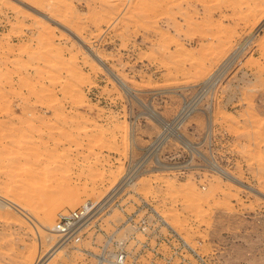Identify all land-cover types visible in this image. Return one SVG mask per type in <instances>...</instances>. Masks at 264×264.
<instances>
[{"label":"rangeland","instance_id":"374dc122","mask_svg":"<svg viewBox=\"0 0 264 264\" xmlns=\"http://www.w3.org/2000/svg\"><path fill=\"white\" fill-rule=\"evenodd\" d=\"M21 1L35 11L0 0V264H36L58 242L46 215L119 180L126 112L141 118L137 145L160 135L159 159L188 166L137 190L218 264H264V0ZM185 102L181 136L165 140L145 105L171 120Z\"/></svg>","mask_w":264,"mask_h":264},{"label":"built area","instance_id":"2783aa9c","mask_svg":"<svg viewBox=\"0 0 264 264\" xmlns=\"http://www.w3.org/2000/svg\"><path fill=\"white\" fill-rule=\"evenodd\" d=\"M190 106L185 102L174 119L154 117L152 121H161V134L167 138L177 130ZM125 120L129 148L121 157L123 169L119 180L100 200H87L74 210L58 214L54 232L63 246L64 256H70L76 264H218L217 257L194 247L155 203L137 190L145 175L160 173L155 171L157 160L161 161L160 135L141 148L136 141L141 118L126 112ZM178 130L170 137H178Z\"/></svg>","mask_w":264,"mask_h":264},{"label":"bare ground","instance_id":"6f19581e","mask_svg":"<svg viewBox=\"0 0 264 264\" xmlns=\"http://www.w3.org/2000/svg\"><path fill=\"white\" fill-rule=\"evenodd\" d=\"M18 2H20L21 4H24L25 6H27V4H25V2L21 1V0H16ZM29 1V0H28ZM30 2L32 3V5H38V0H30ZM29 5V4H28ZM28 9H32L35 11V7L34 8H31L29 6H27ZM33 7V6H32ZM37 12V10H36ZM41 16V15H40ZM42 18H46L44 17V15H42ZM249 44V41L246 43L245 47ZM90 52L92 50L88 49ZM243 50H244V47H243ZM92 55H96L94 52H91ZM95 59V58H94ZM97 62L102 65L104 67V69L108 72V74H110V76L114 79V81L129 95H132L134 98H135V95L133 94V89L131 87H129L118 75L114 74V72H112L111 70L107 69V67L104 66L101 58L99 57H96ZM137 100V99H136ZM147 107V111L145 112V114L150 117V118H154V117H158L156 111L148 104V106L146 105ZM189 113H187L182 119L181 121L178 123V124H181L182 122H184V120L188 117ZM160 116V115H159ZM207 132L208 134L211 132V118H209L208 120V125H207ZM163 135V134H162ZM171 135H176V134H171ZM169 137V136H168ZM167 137V138H168ZM167 138L165 140H167ZM184 139V137H183ZM163 140V139H162ZM163 142V141H162ZM181 142V141H179ZM163 143H161V145H163ZM185 145L193 152V153H196L198 154L199 151H198V147L197 145L191 143V142H187L185 143ZM210 163V162H209ZM157 166L158 168L155 170V171H168V170H172V169H177V168H180L182 167L183 165H176V164H165L163 162H161L160 160H157ZM188 167V166H187ZM211 170L215 171L216 173H218L219 175L221 176H225L226 178H228L229 180H231L232 182H235L241 186H244L248 189H250L251 191H255L253 188H251L250 186H247V185H244L242 182L236 180L235 178L231 177L227 171H225L224 169H222V167L218 166L215 162H211V164H209L208 166ZM257 193H259L260 195L264 196V194H262L261 192L259 191H256ZM75 200H70V204L71 205H74L75 203ZM54 209V208H53ZM52 211H50L46 217H45V229H46V232H47V238L49 241L51 240H54L55 238V235L56 233L54 232V229H55V226H56V219H55V209ZM27 219V218H26ZM47 240V241H48ZM56 240L58 241L56 244H53L52 245V249L50 250L49 254L45 255L43 258H41L36 264H45L46 262H48L50 259H53L55 257H57L58 255H60L61 253H63V255H65V253L62 251V244L60 243L59 241V238L58 236L56 235Z\"/></svg>","mask_w":264,"mask_h":264}]
</instances>
